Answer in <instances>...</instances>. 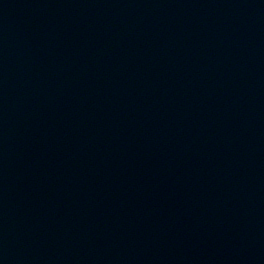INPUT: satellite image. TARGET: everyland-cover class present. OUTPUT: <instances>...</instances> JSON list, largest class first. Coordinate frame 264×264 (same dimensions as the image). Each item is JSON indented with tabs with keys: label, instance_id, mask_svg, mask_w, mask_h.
I'll return each mask as SVG.
<instances>
[{
	"label": "water",
	"instance_id": "water-1",
	"mask_svg": "<svg viewBox=\"0 0 264 264\" xmlns=\"http://www.w3.org/2000/svg\"><path fill=\"white\" fill-rule=\"evenodd\" d=\"M0 264H264V0H0Z\"/></svg>",
	"mask_w": 264,
	"mask_h": 264
}]
</instances>
